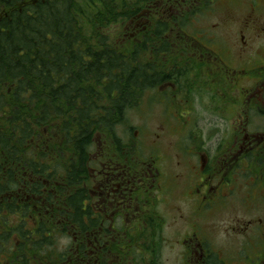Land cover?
Instances as JSON below:
<instances>
[{
	"label": "trees",
	"instance_id": "16d2710c",
	"mask_svg": "<svg viewBox=\"0 0 264 264\" xmlns=\"http://www.w3.org/2000/svg\"><path fill=\"white\" fill-rule=\"evenodd\" d=\"M212 3L0 0V264H162L157 188L110 207L100 173L161 156L122 136L126 113L166 79L178 97L187 72L165 73L171 36ZM190 124L173 130L188 145L201 140Z\"/></svg>",
	"mask_w": 264,
	"mask_h": 264
},
{
	"label": "rangeland",
	"instance_id": "374dc122",
	"mask_svg": "<svg viewBox=\"0 0 264 264\" xmlns=\"http://www.w3.org/2000/svg\"><path fill=\"white\" fill-rule=\"evenodd\" d=\"M212 1L209 11L207 9L204 14L192 19V25H188L183 37L176 33L171 36V40L177 45L165 54V73L180 69L187 72L184 80H181L183 76L179 79L178 97L170 96V99L166 95L172 87H175L172 90L177 92L176 84L166 79L165 83L158 85L155 90L148 91L136 108L127 111L126 126L122 128L124 138L136 140L140 154L147 156L155 152L154 154L158 155V152H161V159L165 157L168 188L164 192L157 186V181L155 185L157 208L164 222L162 234L168 242L162 243V264H178L181 248L169 241H177L179 236L186 234L191 235L196 228L200 236L210 239L212 243H222L223 248L218 250L224 255L227 253L229 241L234 244L244 242L247 248L255 243V247L260 246L261 238L257 236L255 228L249 233L238 235L239 227L245 226L251 220L256 223L262 220L264 229V177L257 178L247 172L246 179H243L234 173L228 174L227 169L222 171L223 168L220 167L224 164L220 165L219 162L218 173L210 163V156L215 154V146L219 145L221 150L227 144L230 145L234 136L232 127L243 120L242 115L236 114L239 109L233 105V101L240 96L239 87L247 86V82L244 77H239L235 80L238 88H231L232 79L239 75V72L232 69L238 70L244 63H258L264 58V34H252L244 27L243 18L251 13L250 8L252 10L251 4L254 0ZM255 15L258 20L264 21V8L257 10ZM177 35L180 42L177 41ZM219 52L223 53L224 62ZM221 63H226L227 67ZM186 123H191V137L195 139L194 136L198 134L209 154L203 156L202 164L200 161L194 163L184 158L178 150L180 145L183 154L187 155L191 151L184 140L186 134L175 135L181 125ZM261 150L263 152L258 155L264 161V147ZM99 151L100 147H95L92 153L95 162L100 157ZM156 157L158 156H154ZM259 165L264 167L263 164ZM200 166H212V171L208 174L212 177L214 174L218 175L217 182L221 180L222 173L224 176L228 174L230 179L223 178L221 185L228 183L221 186L218 192L212 193H218L219 196L229 195L224 196L221 204L196 218V204L191 197ZM250 167L252 170L256 168L264 171V168L255 163ZM217 182L212 178V186ZM90 188L93 190L92 194L94 190L98 191V187L93 184ZM191 222L194 224L191 225ZM261 233L264 235L263 230Z\"/></svg>",
	"mask_w": 264,
	"mask_h": 264
},
{
	"label": "flooded vegetation",
	"instance_id": "af4514ba",
	"mask_svg": "<svg viewBox=\"0 0 264 264\" xmlns=\"http://www.w3.org/2000/svg\"><path fill=\"white\" fill-rule=\"evenodd\" d=\"M251 5V13L248 17L243 18L244 27L246 31H250L252 34L254 32L264 34V21L258 20L255 15L257 10L264 8V1L259 2L254 0ZM204 48L207 49V47ZM218 54L222 57L224 62L223 53L219 52ZM222 65H226L227 67L226 63ZM236 72H239L240 77H244L247 82V86H242L243 93H240V96L233 101V105L239 109L236 114L242 115L243 120L232 127V133L234 136H232L230 145L227 144L224 149L221 150H219V145L215 146L213 150L215 154L210 156V163H212L218 173L220 165L224 164L220 169L223 168L222 171L227 169V173L229 172L228 174L234 173L244 179L247 176V172H249V174L261 178L264 177V171L256 168L255 170H252L250 169V166L252 163H255L257 166L262 167L258 162V160H261L258 154L263 152L261 148L264 147V58L258 63H244L240 69L236 70ZM172 88L174 89V87ZM172 88H169L168 90H172ZM184 127L179 128L178 134L184 129ZM188 146L191 151H189L187 155L183 154L181 148L178 149L182 156L194 163L200 161V164H202L201 161L203 162V156H206L205 154L207 153L202 141L193 140L192 145ZM249 154L254 157H252V159L248 158L247 156ZM161 158L162 155L156 158H151L148 163L144 160L141 161L140 164L124 166V168L115 165L111 166L102 164L100 189L103 193L102 191L100 193L104 194L105 198L110 197L108 191L113 195L112 202L109 206H116L117 208L120 207L125 210V206H131L133 205V201H137V195L140 193L144 194L142 187L145 186V184H149V188H151L156 185V181L157 186L159 185L161 190L166 192L169 180L166 179L165 176V170H167L165 166V157L163 159ZM218 162L220 163L219 166L217 165ZM213 167L200 166L198 169V178L194 181L195 186L191 197L196 204L194 208V216L196 218H199L200 215H204L205 212L210 211L212 208L221 204L224 196L229 195L221 194L219 196L218 193L216 195L212 193L214 191L218 192V189H221V186L228 183L225 182L221 185L223 178L230 179V177L227 176L228 174L224 176L222 173V176H220L221 182H217V179L219 178L218 175L214 174L212 177L208 174L212 171ZM126 170L128 173L132 170L133 173H135L134 175L138 177L133 181L123 180L121 175H125ZM159 177L160 180L158 182ZM117 178L118 180L116 181ZM212 178L213 180L215 179L218 185L216 183L215 186H212ZM202 189H204V191H202ZM104 192L107 193L105 194ZM230 192L232 193L231 190ZM151 193L153 194L152 190ZM133 197H136L135 200L132 199ZM161 201H163V198ZM165 202L166 199H164V203ZM131 221L133 220L131 219ZM261 223L262 220H259V223H256L255 220H251L250 222H247L245 226L239 227L240 229H238L239 231L237 232L239 233L238 235H240V233L244 232L249 233L251 229L255 228L257 236L261 238L260 246L255 247V243L247 248V245L244 242L241 244L236 242L234 244L233 241H229L226 251L227 253L225 255L218 250L219 248H223L222 243L219 244L218 241L212 243L210 239L200 236L197 228L191 235L186 234L179 236L177 241L170 240L169 243H176L181 248L178 264H264V240H262L264 235H261V230H263L264 233V229L262 228L263 225ZM193 224L194 223L191 222V225ZM135 239V242H138L137 236H135ZM164 241L168 243L166 238Z\"/></svg>",
	"mask_w": 264,
	"mask_h": 264
}]
</instances>
